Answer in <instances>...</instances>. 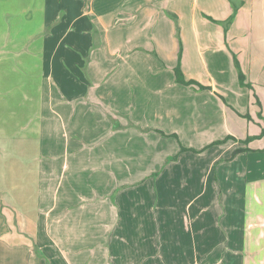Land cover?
<instances>
[{"label": "crops", "instance_id": "1", "mask_svg": "<svg viewBox=\"0 0 264 264\" xmlns=\"http://www.w3.org/2000/svg\"><path fill=\"white\" fill-rule=\"evenodd\" d=\"M64 5H68L64 12L67 17L61 19V15L64 13H61L60 7ZM24 7L27 8L24 9ZM28 7L32 8L31 11ZM232 9L229 0H0V10L3 14V18H0V20L6 22L7 16L12 13H19L23 16V13L26 15V13L34 10V12L36 11L42 15L37 30L48 28L41 35L43 45L37 46L41 47L40 51L43 58H45L44 61L39 62L40 67L44 69L39 76L43 88L38 96L41 99V117L46 104L53 111L57 108V105L60 108H57L56 112L60 110L71 114H77V108L80 106L84 108V112L77 116L88 115V112L93 114L89 116H94L98 112L96 108H89L87 103L89 98L99 101L102 97L107 96L112 101L114 109L126 111L130 114V117H134L132 119L135 122L134 124L140 122L142 125H148L150 128L159 129L166 133L175 132L180 140L188 141L185 143L187 146L197 148L204 144L191 146V142L200 141L204 135L205 137L209 136L208 134L211 132L218 131L222 132L225 137L232 135L236 139H242L246 137V126L249 123L229 111L227 106L216 99L210 91L197 93L190 89L189 85L186 86L180 83L178 84L184 85V87L174 86L171 90L165 85L166 82L163 84L162 80L166 76L170 79L167 70L175 67L178 59L179 44L176 22L171 14L177 16L178 35L180 41H182L180 64L185 72V77L203 79V83L209 85L211 91L220 90L226 100L237 110L239 108L242 111L247 110V113L251 116L261 110L264 117V100L258 93H256V96L259 99L260 106L255 103L251 94L252 91L247 87H241L240 94H238L240 98L238 108L235 105L234 86L226 89L225 84L219 81L223 75H226L225 71H227V74H230L232 84L236 85L238 82L237 77H235V67L231 64L232 54L227 50V47L220 46L219 49L209 52L206 59L198 60L196 55L188 56L192 51H188L184 43V36L189 35L188 33L185 34L182 27L184 16H188L189 23L193 24V29L189 31L191 36L196 35L199 37L200 31L196 27L197 20L203 17L204 24H206L210 21L206 15L223 20L232 13ZM218 31L220 34L222 33L223 38V30L219 29ZM93 35H97L100 44L98 51L103 52L104 55L107 52L112 57L109 59L111 62H107L104 67L99 68L100 70L91 59L94 52V50H91ZM137 36H140V38ZM166 36H169L170 40L165 38ZM110 37L113 47L109 40ZM241 37L246 38L248 43L252 41V44L241 41ZM227 38L228 43L230 42L229 45L232 44L233 48L238 51L239 64L245 75V81L251 83L258 91L257 87L262 88L264 86V40H261V38L264 39V0H245L243 5L236 11L227 31ZM65 41L64 44H58V42ZM235 41H238V45L233 44ZM169 47L173 57L171 61L166 62L164 49ZM33 49L32 52L36 48ZM5 50H9L7 46ZM88 51H90L89 56ZM59 52L65 53L66 65L53 61L54 54ZM75 53L80 54L78 55L80 58L79 65L71 62L75 59L73 57ZM121 60H125L124 64L121 63ZM170 63L171 65H169ZM192 65L196 67L205 65L206 72L202 74L201 71H190ZM222 79L225 81L224 78ZM56 83L63 86L62 92L57 90ZM103 84L105 86H101ZM50 89L53 92L52 94L49 93ZM152 97L158 103L153 114L151 113V106L154 103ZM192 102L193 106L190 109L188 104ZM210 102H212V105H210ZM164 104H167L163 109L164 112H159ZM94 106L104 109L101 105ZM174 107L176 108L175 112L173 111ZM53 115L57 116L55 111ZM150 115L154 120L156 119L154 125L145 120ZM14 118L11 126L18 127L21 124L18 115ZM167 122L170 124L168 125ZM6 123L7 118H0V129L7 128ZM66 125L68 124L66 123ZM66 125H63L65 129H67ZM88 125L87 121L84 122L82 126L84 133L87 132ZM242 126L245 127L242 128ZM126 133L130 135L128 141L132 142V138H138L141 141L140 144H144L145 155L142 156V164L136 165L134 161L133 164H130L127 161L128 159L121 160L116 155H112V164L115 166L114 171L111 169L109 172L104 168L99 171L98 169L104 166L103 155L98 157L95 153L94 167L89 169L91 157L88 154L80 153L81 145L79 142H77L78 146L75 143L71 146L73 149L80 148V151L75 152L74 155H69L70 143H67L68 149L64 153L65 158L61 168L64 175L63 177L60 176V179L55 178L58 171L54 158L47 160L48 165L46 167L41 164L40 168L36 169V172H38L36 173L38 175L36 186H33L32 190L29 191L37 192L38 195H46L45 199L47 201L44 199L46 204L44 208H41L40 199H38V205L33 202L31 207H27L23 203L24 215L29 213L31 220L26 219V216L24 221L23 219L21 221V218L15 214V218L12 217L13 221L10 222L6 208L4 209L0 203V250H9V244L18 245L17 240H23L17 233L16 238H13L15 228L27 231L30 224L35 222L33 221L34 218L37 225L42 221L44 227L47 228L50 226L48 223L51 214L55 212L60 214L62 210L67 211L69 214L70 208L68 207H72L74 203H79V206L75 205V212L79 213V221L76 225L80 224L75 228L97 230L98 232V228L104 227V223L101 224V221L98 220L102 218L101 213L104 206L101 203H103L104 194L106 193L103 194L102 192H105V190L99 188L101 185L97 184L98 181L102 182L104 179L111 181L106 176L108 171L111 175H114L113 178H116L115 174L123 175L125 177L117 179L128 181L127 187L118 190L117 193H109L111 196L116 197L118 206H120L119 200H122L125 196H127L129 203L128 196L130 197V194L133 196L132 194H135V192H152V189H155L157 185L156 191L162 192L160 184L163 180L176 183V187L172 188L175 192L179 190H181L180 192H191L192 189V191L196 190L200 194L205 192L204 197H209L210 200L204 199L192 209V229L190 233L188 230L186 232L182 231V220L178 222L180 212L182 213L185 208L187 213L190 211L191 208L188 209L187 205L171 209V211L159 210L156 212L157 217H153L151 209L147 210L150 215L149 224L146 221L147 216L145 214V224L140 229H138L136 223L131 225L132 222L129 221L126 232L125 227L124 229L120 228L121 222H118L114 230L118 229L125 236L110 239L107 246H105L103 237L98 241L95 238L96 243L92 244V238L87 239L86 236L85 246L90 244L87 249H94H92L91 255L81 258L82 263L86 258L85 263L88 262V264H103L104 259L108 264H201L204 262L206 264H217L218 261L221 264H232L231 261L243 264L246 262L248 258L247 247L243 250L244 254L233 255L232 252L230 253L233 242L237 240L232 239L228 220H226V214L230 209V205L227 204L231 202L229 198L231 192H240L241 196H238V199L236 198V203L237 201L239 204L241 202L246 207L243 210L246 213L249 209L246 205L249 196H253L258 200H260L259 196L264 198V151L241 152L230 159L233 149L239 146L240 143L230 139L223 144H218L227 146L224 153L220 152L206 157L208 154L184 151L175 160H169L170 156L179 151V146L177 147L174 140L169 139L170 137L167 138L149 131V141L142 142L141 136L137 135V133L141 134L140 132L133 131L132 135ZM261 139L263 141L264 136ZM130 142L124 143H127V147H129ZM134 142L136 141H133V145L129 148H134ZM49 144L52 145L50 142ZM250 146L261 149V147L254 144H250ZM53 147L51 146L50 149ZM85 149L83 148L82 151ZM141 175H146V178L140 177ZM84 176L85 179L87 178V182L90 180L94 183L93 188L96 185L94 192H89L87 189L88 193H83L85 192L84 184L82 186L78 181L84 179ZM141 178L144 179L141 183L137 185L132 183ZM65 180L66 183H64ZM179 182L186 183L180 184ZM31 184V182H27V187H30ZM71 185L76 187H71ZM86 186L88 187L87 184ZM97 192L101 193L98 194ZM215 192H221L220 196L216 197ZM88 195L91 199H94V207L89 208L87 204L89 198H86ZM205 202H211V204L204 205ZM257 202L260 203V206L256 205L253 212L256 214V223H250L259 230L251 238L243 234L238 240L242 241L244 246L252 245L257 248L261 245L259 252H264V201ZM227 206L228 210L225 209ZM127 207L131 208V206ZM114 208L116 207L114 206ZM125 210V213L130 212L129 209ZM89 211L95 212V221H91L92 218L89 220L87 215ZM171 213L177 214L174 217ZM245 213L243 214L245 215ZM168 216L174 218L175 224L172 223L175 226H171L172 223H169ZM126 217L127 219L131 218L130 215H126ZM65 218L66 215L61 220L63 221ZM75 218L78 217L75 216L73 219ZM55 220L53 227H56L55 223L60 222ZM14 221L15 224H12ZM124 223L126 222L124 221ZM135 225L137 228H135ZM68 227L71 228V226ZM171 230L176 231L172 233ZM96 234L95 232L94 235ZM49 237L47 234L48 240ZM65 241L71 244L70 240ZM50 242L52 243V240ZM40 243L42 244V242ZM121 244H127L130 247L124 257H120L118 254ZM136 246L142 248L137 250ZM176 246H179V248L177 249ZM181 246H186V248ZM68 247L71 250L74 249L70 245ZM12 248H14L13 252L17 249V247ZM107 250L108 253H111L108 254ZM102 253L105 256L102 255V258L99 259L98 255ZM58 254L65 257L67 249L60 248ZM3 257L0 254V262ZM51 258L52 260L55 259L54 257ZM70 258L72 257L70 256ZM77 258H72L74 264L81 262H77L80 260ZM65 260H67L66 257ZM69 264L71 263L69 262Z\"/></svg>", "mask_w": 264, "mask_h": 264}, {"label": "rangeland", "instance_id": "2", "mask_svg": "<svg viewBox=\"0 0 264 264\" xmlns=\"http://www.w3.org/2000/svg\"><path fill=\"white\" fill-rule=\"evenodd\" d=\"M244 2L245 0H242V3L239 5V7H241ZM67 7L68 5L61 6L60 7L61 13H64ZM26 8L27 7H24V9ZM28 9L31 11L32 8L28 7ZM41 16L42 15H40L36 11L34 12L33 10L30 13H26V15L25 13H23V16L19 13L17 14L12 13L11 15L7 16V19H5L4 17L6 22L0 20V118L1 119L7 118V123L5 124V126H8L7 128L0 129V203L3 205L4 209L6 208V213L8 217H10L8 218L10 219V222L13 221L12 217L15 218V214H17L18 217L21 218V221L22 219L24 221L26 216H27L26 219L28 220L30 219L31 215L29 213H26L24 215L25 211H23V207H22L23 203L26 204L27 207L28 206L31 207L33 202H35V204L38 205L39 204L38 199H40V205H41L40 207L44 208V205L46 204L44 203V199L47 196L46 195L44 196L43 194L38 195L37 192L29 191L32 190L33 186H36V180L38 176L36 175V173H38L36 172V169L38 170L41 164L46 167V165H48L47 160L48 159L52 160L54 158L55 162L57 163L56 169L58 171V172L56 171L57 173L55 175V178L60 179V176L63 177L64 172L61 171V168H62L63 159L65 158L64 153H66L67 152L66 149H68L67 148L68 142L70 143L69 155H74L75 152L80 151L81 148V152H80L81 154H88L91 157V164L88 166L89 169H92L94 167L93 164V161L95 160L94 154L97 153L98 157L100 155H103L104 166L102 167L98 166L101 167L98 170L102 171V168H104L105 170L107 169L110 172L111 169L113 171L115 169V166L112 164L113 162L112 155L114 156L116 155L121 160L128 159L127 161L130 164H133V161L136 165L143 163L142 156L143 154L145 155L143 150L144 144L141 145L140 144L141 141L138 138H132L131 140L132 142L128 141L127 139L128 137H130V135H128L126 132L131 133V135L133 134L132 133L133 131L140 132L141 134L137 133V135L141 136V138L143 139L142 142L149 141L148 140L150 137V135H148L149 131H153L156 132L158 135H162L158 131H156L155 128H150L148 125H142L140 122H136V124H134L135 122L132 120L134 117H130V114L126 113V111L114 109L112 107V101L108 99L107 96L102 97L101 99H99V101H95L92 98H89L87 102L89 108H96L98 112V114L94 116H89V115H93L91 112H88L87 113L88 115H83L81 117L77 116L80 113L84 112V108L80 106L77 108L76 111L77 114L76 113L71 114L70 112L65 113L60 110L56 112V110H58L57 108H60L57 105H56L57 108L54 109L55 114L57 116H54L53 115L54 111L52 109H49L46 104L45 109L42 112L45 118L43 116L41 117L40 116V113L42 111L41 99L38 96L43 88L39 76L41 75V72L43 73L44 69L40 67L39 62L44 61L45 58H43V54L40 51L41 47H37V46L43 45V41L41 40V35L48 30V28L39 31L37 30L39 21L41 20L40 19ZM66 17L67 16L65 15V13L61 15V19H65ZM200 17H202V15H200ZM0 18H3L2 10H0ZM202 18L197 20L198 23L196 24L198 31H200L199 37H197L196 35L191 36L189 31L193 29L192 26L193 24L189 23L188 16L187 17L184 16L182 20L183 23L182 27L184 29V32L185 34L187 33L189 34L188 36L187 35L184 36L183 38L184 43L186 44L187 50L192 51V53H190L188 56L192 57L193 55H196L198 60L204 58L206 59L207 54L212 50H217L220 48V46L223 48L227 47L228 48L227 50L232 54L231 64H233L235 67L234 68L235 77H237L238 82L236 83V85H233L230 79V74H227V71L225 70L224 71L226 72L225 73L226 75H223L219 79V81L225 84L226 89H230L232 86H234L235 92L233 94L235 98V105H237L238 108H239L238 104L240 102V98L238 97V94H240L239 90L241 87H247L248 89H250L252 91L251 94L253 95L255 103H257L260 106V102L256 96V93H258V95L261 96V98H263L264 100V86L262 88L257 87L258 91L256 87L255 88L253 87V85H251V87L248 85L242 86L239 82L238 73L236 76L237 69L235 66L233 55L236 56L238 61H239V57H238V51L233 48L232 44H231L232 47L229 45L230 42L228 43L227 31L230 27V24L228 26L226 24L225 26V23L223 22V20L225 19L222 20L213 17L212 18L216 21L210 20L206 24H204V20ZM14 19H16L17 21ZM59 21L61 22L60 19ZM219 29L223 30V38H222V33L220 34L218 31ZM177 36H178L177 39L179 44L178 51H180V45L182 41H180V37L178 33ZM137 37L140 38V36ZM165 38L170 40L169 36H166ZM109 40L111 46L113 47V44L111 42V37L109 38ZM240 40L248 43L246 38L241 37ZM261 40L264 39L261 38ZM238 41L233 42V44L238 45ZM64 43H66V41L58 42V44H64ZM92 44L93 47L92 49L91 48L90 49L94 50V52L92 54L91 59L97 65L98 70H100L101 67H104L107 64V62H111V60L109 59L112 57L109 56L107 52H105L104 55L103 52L101 53L100 51H98V49L100 48V44L97 35H93ZM248 44H252V41ZM6 46L9 49L7 51L5 50ZM33 48H36L34 52H32L34 50ZM87 53L89 56L90 51H88ZM78 55L80 54L78 53L73 54V57H75L74 60H71L73 64L79 65L80 58L78 57ZM172 57L173 54H171L170 47L164 49L165 61L166 62L171 61ZM53 61L55 62L58 61L62 64H65L66 62L65 53L64 52L55 53ZM124 62L125 60H121V63L124 64ZM169 65H171V63ZM191 68L192 70L190 71L193 70L194 72L201 71L202 74L206 72L205 65H203V67L201 66L196 67L192 65ZM173 69L174 67L169 68L167 70V72L170 74V79H168L166 76V78L162 80L163 84L166 82L165 85H167L169 89L174 88V86L184 87V85H179L178 82L175 81ZM181 69L183 73H185L182 67ZM188 78H192V77H188ZM222 78H224L225 81ZM192 79L199 81L201 84L205 86L207 85L203 83L202 81L203 79H197V77L196 78L193 77ZM101 86H105V84ZM55 87L57 88L58 91L62 92L63 86L61 84L56 83ZM189 88L196 91L197 93L210 91L212 94L215 95L216 99H218L227 106V109L229 111L234 113L238 118H241V120H244L245 122L249 123V125L246 126L247 134L245 136L259 134L261 127L264 126V117L262 116L261 110H259L257 114L253 113L252 116L250 114L248 116L247 110L242 111L240 110V108L237 110L232 104H230L226 100L225 96L220 92V90H216V92H213L209 88L199 89L196 86H189ZM255 89L256 92L254 91ZM49 93L50 94L53 93L51 89ZM152 99H154V103L151 106V113L153 114L156 111L154 109L158 106V103H156L154 97H152ZM59 104L63 105L62 103ZM94 105H101V107H103L104 109H100L98 106H94ZM166 105L167 104H164L159 112H164L163 109L166 107ZM188 105H190V109H192L193 102ZM210 105H212V102H210ZM173 111L174 112L176 111L175 107ZM16 115H18L19 120L21 122V124H19L18 127L11 126L12 120L14 121L15 119L14 117ZM145 120L151 123L152 125H154L156 119L154 120V118H152V116L150 115L147 116ZM86 121L88 122L89 125L87 132L84 133L82 126ZM66 123L68 125H66ZM62 124L63 125L65 124L67 126V129H65ZM167 124L169 125L170 123L167 122ZM243 127L245 126H242V128ZM208 135L209 136L206 137L204 135L203 139H201L200 141H196L194 143L191 142L190 145L200 146L204 144L200 147L197 148L195 147V149L199 150L205 148L215 140L225 138L224 134L218 131L211 132ZM164 137L167 138L170 137L169 139L174 140L177 147L179 146L178 145L179 142L180 144L187 146L185 143L188 141L184 142L182 139L180 140L179 138V142H178L177 140H175L176 139L175 137L173 138L171 136H164ZM262 137L251 140L248 145L250 146V144H254L257 145L258 147L264 148V140L262 141L261 139ZM133 141H136L134 142L135 143L134 148H129L130 146L133 145ZM236 141L238 142V140ZM49 142L52 143V145H50ZM77 142L80 143L81 145L80 148L73 149L71 147L72 144L75 143V145H77ZM124 142H130L129 147H127V143ZM51 146L54 147L50 149ZM213 146L214 145L207 147L201 152H194V153L205 154V155L208 154L206 155L207 157L209 155H213L220 152L224 153L225 151L224 149L227 147L222 145H218L214 147ZM241 146H245V144L241 142L237 147H241ZM83 148L86 149L82 151ZM252 149L257 150L259 148L253 147ZM233 157H231L230 155V159H232ZM109 172L107 171L110 178L108 175L106 176L111 181L104 179V181L102 182L98 181L97 184V185H101L99 186V188L105 190V192L102 193L103 194L106 193L104 194L103 203H101L104 206L103 212L101 213L102 218L98 220L101 221L100 222L101 224L104 223L103 228L101 229L98 228V232L97 230L75 228V226L77 225L80 226V224L76 225L77 221H79V213L75 212V207H76L75 205L79 206V203H74L72 204L73 205L72 207H68L70 208L69 214L67 211L64 210H62L60 214L56 212L51 214L48 223L50 226L47 228L46 226L44 227V223L42 221L40 224L37 225L35 218L33 219V221L35 222L33 224H30V226L27 228V231L15 228L14 230L15 234L12 235L13 238H16L15 235L17 233L19 237L23 238V240L16 239L18 241V245L9 244L8 245L9 250H2V251L0 250V254L4 256L3 259L1 258L0 263L2 264L5 263L69 264L70 262L71 264H74L75 262L72 258L78 257L77 259L80 260L77 262L81 261L79 264H88V262L85 263V260L87 258L84 260L83 263L81 258L86 255L88 256L91 253V251H93L92 249L94 248L90 250L87 249L90 247V244L85 246L86 236L88 237L87 239L92 238L91 240L92 244L96 243V241H94L95 238H97L98 241L101 237H103L105 246H107L110 239L125 236L118 229L114 230L118 222H121V224L119 223L120 228L124 229L125 227L126 232L128 230V227L126 226H128L129 221L132 222L130 223L131 225L133 223H136V225H138V229H140L145 224L144 223L146 219L145 214L147 216L146 221L149 224L148 219L150 215L147 212V210L151 209L152 211L151 213H153V217H157L156 212L159 210L171 211V209H177L178 207L181 206L185 207L187 205H188V209L191 208L190 211H188L187 213V210L185 208L184 211L181 213L179 210L180 213L178 214V222L182 220L181 223L182 231L186 232V230H188L190 233L192 229L191 227L192 209L195 208V206H198L202 200L204 199L210 200L209 197H204L205 192L200 194V192H197L196 190L192 191V189L191 192H180L181 190L175 192L172 190V188L176 187V183L172 181L169 182L163 180V182H161L160 184V189L163 190L162 192L156 191L158 186L157 185L155 189H152V192H135V194H132L133 196H131L130 194V197L128 196L129 203L127 200V196H125L126 198L123 197L122 198L123 201L121 199L119 200L120 206H118L116 197L111 196V194L109 193L111 192L117 193L118 190L127 187L128 181L117 179V178L122 179L121 177H125V176L123 175L119 176L115 173L114 174L116 178H113L114 175H111ZM140 177L146 178V175H141ZM142 178L132 183L137 185L144 180V179L142 180ZM86 180L87 178L85 179L84 176V179L78 181L80 185L83 186L84 184L83 188L85 192L83 193L84 194L88 193L87 189L89 192H94L96 185L93 188L94 183L90 180L87 182ZM27 182L32 183L30 187H27ZM263 182L260 183L262 184ZM64 183H66V180ZM179 183L184 184L186 182H179ZM86 184L88 185V187L86 186ZM71 187L75 188L76 186L71 185ZM97 193L99 194L101 192H97ZM215 193L217 194L216 197L220 196L221 194V192H215ZM238 196H241L240 192H231V195L229 197L231 202L230 204H227L230 205V209L226 214V220H228V224H229L228 226L230 227L232 239L237 240L233 242L230 248L231 249L230 253L232 252L233 255H238L240 253L244 254L243 250L245 249V247H247L248 258L246 262H244L243 264H264V260H263L264 252H259V250L261 249L260 247L261 245L258 246L257 248H255V246L252 245L244 246L242 245V241L238 240L243 234L249 238L256 235L259 228H256L255 226L251 225L250 222L256 223V218H255L256 214H254L253 212L255 211L254 209L256 208V205H258V207L260 206V203L257 201H264V198L259 196L258 198L260 200H258L255 199L253 196H249L248 202L246 204L249 209L245 213V211L243 210L246 207H244V205L241 202L240 204L238 201L236 203V198ZM86 198H89L87 202L89 208L94 207L95 206L94 199H91L89 195L86 196ZM207 204H211V202L209 203L205 202L204 205ZM124 205L126 206L124 207ZM114 206L116 208H114ZM127 206H131V208H128ZM115 209H116V214H115ZM125 209H129L130 212L125 213L126 211ZM225 209L228 210V206L225 207ZM243 213H245V215ZM171 214L175 217L177 213L174 214L171 213ZM65 215L66 218L62 221L61 218L64 217ZM87 215L89 220H91V218H92L91 221L96 220L95 212L89 211ZM126 215H130L131 218L127 219ZM75 216H77L78 218L73 219ZM173 219H174L173 217L168 216L169 223L173 222L175 224V221H173ZM54 220L60 221L55 223L56 227H53ZM124 221L126 223H124ZM173 223L171 224V226H175L173 225ZM12 224H15V221ZM112 224L113 227L111 226ZM136 225L135 228H137ZM68 226H71V228H69ZM175 231L176 230H171L172 233H174ZM95 232L97 233L96 235H94ZM47 234L48 237L50 236L49 240L47 239ZM50 240H52V243L50 242ZM65 240H70L71 244H69ZM40 242H42V244ZM68 245L72 246L74 249L71 250L68 247ZM179 246H176L177 249L179 248ZM12 247H17L15 252H13L14 248ZM181 247L186 248V246H181ZM60 248L67 249V254H65L67 260H65L64 255L58 254ZM140 248L142 247L136 246L137 250ZM129 249L130 247L127 244L125 245L121 244V247H119V253H118L119 256L120 257L126 256L125 253H127L126 251H128ZM102 255L105 256L104 253L98 255L99 259L102 258L101 257ZM70 256L72 258H70ZM51 257H54L55 259L52 260ZM109 257L110 256L108 255V258ZM231 263L239 264V262H234V261H231ZM103 264H108L106 259H104ZM201 264H206V262ZM217 264H221V262L218 261Z\"/></svg>", "mask_w": 264, "mask_h": 264}, {"label": "trees", "instance_id": "3", "mask_svg": "<svg viewBox=\"0 0 264 264\" xmlns=\"http://www.w3.org/2000/svg\"><path fill=\"white\" fill-rule=\"evenodd\" d=\"M231 5H232V8H233V11L232 13L227 17V19L223 20V22L225 23V26L227 24V26L229 24H231L234 16H235V13L236 11L238 10V7L239 5L242 3V0H229ZM173 15V19L175 20L176 22V29H177V33L179 31V26L177 24V16L174 15V14H171ZM206 17L210 20H213V21H216L214 20L212 17L210 16H207ZM227 28V27H226ZM225 28V29H226ZM180 58H181V45H180V51H178V59H177V64L176 66L174 67V76H175V81L178 82V83H181V84H184V85H189V86H196L197 88L199 89H205V88H210L209 85H203L201 84L199 81L195 80V79H192V78H186L182 69H181V66H180ZM233 59L235 61V66H236V69H237V73H238V78H239V82L240 84L243 86V85H248L251 87V84L250 83H246L245 82V75L241 69V66L239 64V61L238 59L236 58L235 55H233ZM249 116V114H248ZM247 116V117H248ZM156 131H158L160 134L164 135V136H171V137H175L178 142H179V136L177 135V133L173 132V133H166L162 130H159V129H155ZM264 135V126L261 127V130L259 132V134H256V135H247L245 138L243 139H236L234 136L232 135H227L224 139H219V140H215L213 141L211 144H209L208 146H206L205 148L207 147H210L212 145H218V144H223L225 143L226 141H228L229 139H234V140H238V142H242L245 144V146H241V147H236L233 149L232 151V154H231V157H233L235 154L239 153V152H252V151H264V148H261V149H252L248 144L251 140L255 139V138H260ZM205 148H202V149H195V148H192V147H186L182 144H180L179 142V151L177 153H175L174 155L170 156L169 160H175L178 155L184 151H192V152H201L203 151Z\"/></svg>", "mask_w": 264, "mask_h": 264}]
</instances>
